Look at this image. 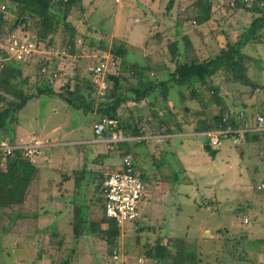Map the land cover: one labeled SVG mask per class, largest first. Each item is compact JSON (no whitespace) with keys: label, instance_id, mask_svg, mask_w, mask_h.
<instances>
[{"label":"rangeland","instance_id":"374dc122","mask_svg":"<svg viewBox=\"0 0 264 264\" xmlns=\"http://www.w3.org/2000/svg\"><path fill=\"white\" fill-rule=\"evenodd\" d=\"M168 1L123 0L115 4L110 0H83V4L88 12L91 11L88 24L107 36L105 42L108 45L112 46L116 40L128 42L127 46L132 56L129 60L152 70L145 73L144 81L147 78L162 80L166 78L165 69H173L174 62L171 60L169 46L175 40L179 42L181 53L186 49L190 58L196 56L204 59L216 55L227 43H235L253 20V16L241 11L232 13L226 8H216V12L213 13L214 21L196 27L193 24L194 12L191 9L195 0H176L180 5L178 8L174 5L171 16L164 15ZM178 15L182 24L181 28H176V31L181 33L176 36L174 21ZM8 19L15 20L10 15ZM68 22L78 26L75 42L78 51L72 57L67 56L65 47L61 46V42L66 44L67 36L58 33L54 48L56 52L46 53L47 58L50 56L57 58L55 72L58 78L53 81V89L59 91L77 71L81 77L85 76L92 80L94 78L95 91L102 95L105 90L110 89V85H107V75H124L120 61L113 60L109 53L98 49L100 37L92 38L80 21L69 18ZM154 23L161 26L155 28ZM153 25L155 29L151 28ZM156 31L160 33L155 35L159 38L150 40V46L145 48V39L147 36L151 38ZM184 35L192 39L191 50L185 47L186 42L182 40ZM259 40L249 42L242 49L249 58H252L248 63L246 61V64L252 67V70H248L249 78L259 84L254 90L234 83H222L221 76L213 79L225 107L233 113L243 108L249 114L255 111H251L252 105L256 110H262L264 107V30ZM193 46H196L195 50ZM41 51L44 56L45 52ZM102 61L106 63L103 69L104 89L99 87L100 80L92 74ZM25 73L33 75L31 69ZM178 89L173 88L169 92L167 97L169 103L155 94L152 100L155 103L150 104L151 106L147 102L143 103L139 114L143 119H147L150 112L156 111L158 118H163L166 110L172 112L166 116L173 115L170 109L177 115L184 107L187 112L189 110L199 112L198 119L201 120L204 115L209 117L219 111V106L213 103L207 91L203 90L201 93L203 105H197L193 100H187L182 104L177 95ZM179 90L185 93L186 99H189V90L184 88ZM119 118L120 120L129 118V111L125 106L119 111ZM99 119L100 116L96 113L83 114L68 108L56 98L42 96L30 101L21 110L18 114V126L24 133L34 134L41 141H46L44 144L47 147L44 146L42 153L51 162L47 164L49 168L62 165L60 169L65 172L84 170L88 174L98 171L109 174L119 164L120 154L125 152L110 148L107 145L110 142L105 141L103 137L95 138L93 127ZM140 125L145 128L144 121ZM194 127L193 124L185 129L184 132L189 135L180 138L182 145L174 139L168 143L164 141V136L146 131L143 138L145 143L135 149L139 154L136 160L138 166L152 167V172L150 171L152 181L147 184L145 199L139 204L142 220L126 222L120 229V236L115 239L117 246L115 250L119 251L117 260L110 254L114 247H108L102 239H99L103 242L100 244L96 237L87 235L92 237L91 241L84 242L75 249L65 237L71 236V231L65 232L63 236L64 232L61 235L53 234L51 227L42 236L41 246L37 244V235L29 237L12 233L2 235L0 264H42L43 260L44 264H60L67 254L72 255L70 264H151V261L145 259L140 263L139 259L143 257L144 244H153L157 236L172 240L181 238L190 242L195 240L202 246V254L220 249L219 245L225 243L227 239L230 241L227 242L226 248L235 251V258L233 261L227 258L225 264H264V201L254 200L257 191L251 182L253 171L256 167L260 168L255 145L250 144L244 148L240 146L243 153L241 156L234 138H222L213 148L218 151L217 154L211 158L202 147L206 141L205 137L202 134L196 137L197 134L193 133ZM56 138L60 143L58 140L55 142ZM95 139L98 140L93 143ZM54 143L55 145H52ZM174 151L177 153L173 156ZM155 162L163 164L161 167L165 178H160ZM43 171V176L45 174L47 177L52 176L51 170ZM260 174L253 175L255 184L260 181ZM56 176L53 175L54 178ZM81 183L85 185L86 181ZM155 185L158 192L151 196ZM208 202L212 203L209 209L205 207ZM244 206H251L249 217L243 218L240 213ZM40 218L47 221L50 214L41 215ZM246 219L248 223L245 222ZM101 227L106 229L107 225ZM223 232H226L225 235ZM240 235H247V238L237 244ZM58 244L61 249H57ZM73 248L78 250L79 254ZM58 250L60 251L57 252ZM42 253L44 256L39 257Z\"/></svg>","mask_w":264,"mask_h":264},{"label":"trees","instance_id":"16d2710c","mask_svg":"<svg viewBox=\"0 0 264 264\" xmlns=\"http://www.w3.org/2000/svg\"><path fill=\"white\" fill-rule=\"evenodd\" d=\"M173 5L178 8L180 3H177L176 0H169L164 15L171 14ZM216 8H226L232 13L241 11L253 16V20L243 36L235 43H227L216 55L204 59L196 56L190 58L186 49L181 53L178 47L179 42L175 40L169 46L171 60L174 62L173 69H165L166 78L162 80L155 81L153 78H147L144 81L145 73L152 72V70L136 61L129 60V57L132 56L125 41L115 39L116 42L112 46L105 42L107 36L99 30H94L92 25L88 24L89 18L84 16L83 0H0V53L5 57L1 46L5 45L13 35L34 39L35 43L41 45V50L45 52L44 56H42V51L33 53L24 61H7L0 68V142L6 141L10 146H15L18 114L30 101L42 96L56 98L68 108L83 114L96 113L100 116L96 123L115 122V128L111 131L113 133L121 132L126 139L117 143H107L110 148L114 147L118 152H125L120 154L119 164L109 174H104L103 171L88 174L84 170L62 173L61 177L64 181H61L60 184L66 180H71L74 183L71 190L75 195L72 199L74 214L71 237L73 239L77 240L84 234L92 235L102 239L108 247H114V250L109 252L111 256L114 253H119L118 249L115 250L117 248L115 239L120 236L121 228L106 217L103 184L108 177L120 172L121 161L126 157H129L131 169L137 173L145 187L152 181L150 177L152 167L143 168L136 163L139 154L135 149L145 143L143 138L146 136V131L167 137L186 134L185 129L194 124L193 133L204 136V134L215 132L220 128L223 130L255 128L257 127V118H264V107L262 110H256L252 105L250 109L255 111L249 114L243 108H240L237 113L229 111L219 95V88L213 84V79L221 76L222 83H234L251 90L259 85L248 76L249 65L246 64V61L248 63L252 58H249L242 49L249 42L252 43L255 40L259 42V37L263 35L264 0H195L191 5L195 20H193V24L198 27L211 20L214 21L213 13L216 12ZM8 15L13 16L15 20L10 21ZM69 18L80 21L92 38L99 36L101 41L98 49L109 53L113 60L120 61L121 71L124 75H107V85H110V89L105 90L102 95L95 91L94 78L92 80L85 76L81 77L77 71L59 91L53 89V81L58 78L55 72L57 58L55 56L47 58L46 53L54 54L56 52L54 48L58 33L67 36L66 44L61 42V46L66 49L67 56L72 57L78 51V47L75 45L78 26L69 23ZM181 24L178 15L174 21L176 36L181 34L176 31V28H181ZM154 25L156 28L161 26L159 23H154ZM157 34H160L159 31H156L151 38L145 41V48L150 46V40L159 38V36H155ZM182 40L186 42L185 47L191 50V37L184 35ZM104 64L106 63L101 62L98 66ZM30 69L33 71V75L31 73L26 75L25 72ZM95 69L92 71L93 76ZM173 88L189 90V99H186L185 93L177 90L182 104L187 100H193L197 105H203L200 97L202 91L205 90L210 94L213 103L219 106V111L209 117L204 115V118L200 120L198 119L199 112L192 110L187 112L183 107L181 113L177 115L173 109H170L173 111V115L166 116L171 112L166 110V115L164 114L163 118H158L155 111L150 112L149 118L143 119L139 114L142 111L141 105L145 102L149 105L154 104L155 102L152 100L157 94L169 103L167 97ZM122 106H125L129 111L127 120L119 118ZM200 118L202 117L200 116ZM142 121L145 123V128L140 125ZM111 133L106 135L103 131L100 137L106 139L107 136H111ZM94 135L96 138L97 135ZM100 137L98 136L99 139ZM222 138L240 139V142L236 144L241 156L243 153L240 146L244 148L250 144L255 145L260 168L256 167L253 171L251 182L257 191L254 200L264 201V187L260 188L261 185L264 186V159H262L264 132L219 135V141ZM205 139V143L208 144V139L206 137ZM36 155L26 156L22 149H16L10 155L0 156V239L6 233L31 236L36 232L40 204L38 196L44 189L50 191L55 180L54 177H51L48 184L41 187V169L32 161ZM162 165L155 162L160 178H165L162 174ZM257 173H261V176L258 184H255L253 175ZM84 180L86 184L82 185L81 182ZM84 205L86 206L84 207ZM85 208L90 211V215L87 217L84 212ZM250 209L251 206H244L240 209L243 218L250 216ZM246 220L245 222L248 223V219ZM104 224L107 225L106 229L101 228ZM218 232L221 233V231ZM225 233L223 232V235ZM246 238L247 235H240L237 238V244ZM228 241L230 240L226 239L225 243L220 244V249H213L210 253L202 254V246L195 240L190 242L181 238L172 240L157 236L153 244H144L145 250L141 258L152 261L151 264H225V260L228 261L227 258L232 261L235 258V251L226 248ZM71 256V254L65 255L61 263L70 264Z\"/></svg>","mask_w":264,"mask_h":264},{"label":"built area","instance_id":"2783aa9c","mask_svg":"<svg viewBox=\"0 0 264 264\" xmlns=\"http://www.w3.org/2000/svg\"><path fill=\"white\" fill-rule=\"evenodd\" d=\"M112 2L119 3L123 0H111ZM1 48L5 53L2 55L0 53V68L7 61H24L28 56L33 53L41 52V45H37L34 39H31L27 36L17 37L15 35L11 36L5 45H2ZM104 61H102L103 63ZM104 65L97 66L94 71V76L98 81L99 87L101 89L105 88L103 82L104 79ZM116 123L112 121H106L104 123H96L93 127L94 134L100 137L101 133L104 131L106 135L109 132L111 136H107L104 139L107 142H121L126 139L123 137L121 132L113 133L111 131L115 128ZM262 133L264 132V118H257V127L249 128L246 130H234V129H219L215 132H208L204 136L208 139V144L214 148L219 144V135L227 134H243V133ZM236 143L240 142V139H235ZM47 146L44 143L32 139L28 144L16 147L10 146L6 141L0 142V156L10 155L13 150L22 149L26 156H32L37 153L38 149L41 147ZM264 159V155L262 156ZM264 186L261 185L260 188ZM104 196H105V214L106 217L112 220L118 227H122L126 222L139 221L142 219V216L139 213V204L145 199L146 187L141 181L137 173H134L131 169L129 157L124 158L121 161L120 172L115 173L108 177L103 184ZM114 260L118 259L116 253L112 257ZM141 262V260H139ZM124 264V263H122Z\"/></svg>","mask_w":264,"mask_h":264},{"label":"crops","instance_id":"0c3cea01","mask_svg":"<svg viewBox=\"0 0 264 264\" xmlns=\"http://www.w3.org/2000/svg\"><path fill=\"white\" fill-rule=\"evenodd\" d=\"M119 3H121V2H119ZM119 3H115V4H119ZM173 7L175 8L174 5H173ZM173 7H172V9H173ZM84 9H85L84 16L88 19L91 16V14H89L91 11L88 12V10H86L85 6H84ZM172 9H171V12H172ZM168 15L171 16L172 13L168 14ZM151 28L155 29L156 27L154 28V25H153V26H151ZM148 38H150V36H147L145 41ZM115 39H117V38H114V40ZM194 47H196V46H194ZM194 50H195V48H194ZM195 53H197V52L195 51ZM249 70H252L251 66H249ZM23 131H24L23 129L20 130L19 126L16 129V135H15L16 136L15 146L16 147L28 144V143H30L32 141V139L39 140L42 143L46 142V141H41V139L39 137L35 136L34 134H30V133L26 134ZM188 135L189 134H178V135H173V136H167V137H164V141L170 143L171 139H174L178 143H180V145H182L183 142H181L180 138H182L183 136H188ZM196 137H198V135H196ZM54 140H55V142H57L58 139L56 138ZM97 140L98 139H95V141L93 143H95ZM59 141L60 140H58V143H60ZM58 143H56V144L58 145ZM52 145H55V143L52 144ZM63 145H65V144H63ZM203 145H202V147H203ZM49 146H51V144ZM45 147H47V146H45ZM45 147L39 148L37 153H36L37 155L32 158V161L35 164H37V166L41 169V176H42L41 180H40L41 187L46 186V184H48V181L51 180L49 178L53 177V175H57L59 178H57V176L55 177V180L53 181L54 186L52 187V189L50 191H46L44 189V190H42L40 192V194L38 196V200L40 202L39 209H38L39 210L38 211L39 218L37 220L36 232L33 234V235H37L36 237L38 238V240H37L38 246L39 245L41 246L40 242L42 241V236L47 231H49V229L51 227H53L52 228L53 234L57 233L58 235H61L64 232L63 236H65V232L72 231V226H73L72 217H73V214H74V205H73V202H72L73 200L72 199L75 197V195H74L73 192H71L74 183L71 180H66V182L60 184L61 181L62 182L64 181V180H62V177H61L62 173L64 172V171H62V169H60V166H62V165H59L57 167L53 166V167L49 168V166L47 164H50L51 162L47 159V157H45L46 155L42 153V149L45 148ZM172 153H173V156H174V154H176L177 151H174ZM44 162H46V163H44ZM46 169L51 170L50 172L52 173V176H48L47 177L46 174L43 176V173H44L43 170H46ZM71 183H72V187H70ZM156 186L157 185H155L153 191L151 192V194H150L151 196H153L154 193L158 192V190H156V189H158V187H156ZM85 201H87V200H85ZM210 203L211 202H208V205L205 206L207 209H209L210 206H212V204H210ZM85 206L86 205H84V207ZM84 212H85V216L86 217L88 215H90V211L88 210V208H85ZM49 214H50V218H49L50 221L49 220L43 221L40 218L41 215H49ZM22 235L23 236H27V237L30 236V235H24V234H22ZM65 237L68 239V242H71L75 246L74 247L75 249L80 247L82 243H84V242L88 243L92 239V237L87 236V234H84V235L80 236L77 240L73 239L70 235L69 236H65ZM97 241H100V244L103 243L98 238H97ZM57 249H60L59 244L57 245ZM59 251L60 250H58L57 252H59ZM75 251L77 252V254H79L78 250H75ZM73 255H75V254H73ZM41 256H44L43 253L39 255V257H41ZM139 260H141V262H143L142 258L139 259ZM41 262H42V264H44V260L41 261ZM151 263H152V261H151Z\"/></svg>","mask_w":264,"mask_h":264},{"label":"water","instance_id":"95a60500","mask_svg":"<svg viewBox=\"0 0 264 264\" xmlns=\"http://www.w3.org/2000/svg\"><path fill=\"white\" fill-rule=\"evenodd\" d=\"M203 149L209 154V156L211 157V158H214L215 157V155L217 154V150H214L209 144H207V143H205L204 145H203Z\"/></svg>","mask_w":264,"mask_h":264}]
</instances>
